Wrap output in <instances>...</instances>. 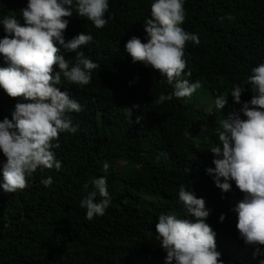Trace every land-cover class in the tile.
Listing matches in <instances>:
<instances>
[{
  "label": "trees",
  "instance_id": "obj_1",
  "mask_svg": "<svg viewBox=\"0 0 264 264\" xmlns=\"http://www.w3.org/2000/svg\"><path fill=\"white\" fill-rule=\"evenodd\" d=\"M27 2L0 0V18L15 16L23 25L21 9ZM153 2L109 0V22L103 29L75 13L69 19L66 42L80 33L92 35L80 51L100 67L86 86L63 77L58 86L82 107L70 114L78 131L60 133L53 141L60 145L53 151L61 168H38L27 187L15 193L0 188V264H167L156 223L160 214L191 218L179 201L181 185L205 199L223 264L264 259L254 258L255 249L245 245L236 227L232 209L244 194L235 184L222 192L206 171L215 168L209 150L219 144L215 129L227 118L216 109L217 96L225 95L240 110L242 105L230 97L234 85L247 87L243 102L250 103L254 95L245 82L252 68L264 63V0H184L181 27L200 39L199 45H185L184 78L200 81L202 87L190 98L173 97L162 104L153 101L170 94L172 86L159 73L133 63L125 47L132 37L147 43L144 23L151 18ZM229 15L234 20H221ZM6 35L0 24V39ZM58 47L66 60L75 58ZM7 66L0 55V67ZM55 71H60L58 65ZM18 102L0 87V122L12 118ZM241 118L246 117L241 113ZM4 162L0 151V182ZM48 177L53 183L45 186L41 181ZM99 177L107 179L111 203L105 215L89 221L80 204L94 190L92 179Z\"/></svg>",
  "mask_w": 264,
  "mask_h": 264
},
{
  "label": "clouds",
  "instance_id": "obj_2",
  "mask_svg": "<svg viewBox=\"0 0 264 264\" xmlns=\"http://www.w3.org/2000/svg\"><path fill=\"white\" fill-rule=\"evenodd\" d=\"M108 10L109 0H28L21 9L23 25L15 16L0 18L7 33L0 39V55L8 65L0 67V87L19 101L12 118L0 122V151L6 158L0 188L5 193L25 189L28 177L38 168H61L53 151L60 145L53 141L58 140L60 133L78 131L79 125H74L70 114L81 112L82 107L58 86L62 77L70 84L86 86L91 82L93 70L100 67L80 51L93 40L92 35L80 33L66 42L65 32L74 13L91 21L96 29H103L109 22L105 18ZM185 17L184 0H154L151 18L144 23L147 43L137 37L126 43L133 63H142L159 73L172 86L170 94L161 93L153 101L156 104L171 101L173 97L190 98L202 87L200 81L192 83L184 78L185 45L200 44L197 34L181 27ZM223 19L232 21L234 17ZM58 45L75 53V58L66 60ZM57 65L59 72L55 71ZM186 75L190 77L192 73ZM245 83L251 85L254 93L250 103L241 99L247 87L234 85L230 94L235 104L242 105L240 110L229 104L232 100L225 95H218L215 100L216 109L225 112L227 118L215 129L219 144L209 150L215 157V168L206 171L222 192H229L231 184H235L244 194L232 211L237 215L240 238L255 249L254 258H259L264 255L261 252L264 247V63L252 68ZM126 110L132 117V108ZM208 111L210 115L214 112L213 108ZM241 113L246 118H241ZM108 169L109 163L105 161L103 171ZM41 183L50 186L53 180L48 177ZM91 184L94 190L80 204L86 209L89 221L105 215L111 203L106 177L93 178ZM84 187L88 188V184ZM178 196L191 218L160 214L156 223V239L167 253V264H223L222 253L217 250V233L207 222L210 210L205 199L198 198L184 185L180 186ZM225 218L222 214L220 222ZM258 264H264V259H259Z\"/></svg>",
  "mask_w": 264,
  "mask_h": 264
}]
</instances>
